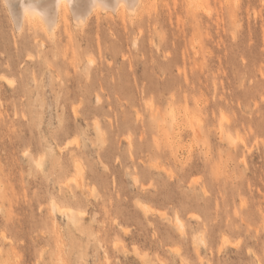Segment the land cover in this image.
<instances>
[{
	"label": "rangeland",
	"instance_id": "1",
	"mask_svg": "<svg viewBox=\"0 0 264 264\" xmlns=\"http://www.w3.org/2000/svg\"><path fill=\"white\" fill-rule=\"evenodd\" d=\"M10 17L0 264H264V0Z\"/></svg>",
	"mask_w": 264,
	"mask_h": 264
},
{
	"label": "bare ground",
	"instance_id": "2",
	"mask_svg": "<svg viewBox=\"0 0 264 264\" xmlns=\"http://www.w3.org/2000/svg\"><path fill=\"white\" fill-rule=\"evenodd\" d=\"M3 1L8 8V11L11 16L10 18H12V21L17 29L21 28L23 21L25 19L32 18L34 20L35 19L39 20L41 22L43 29L47 31V33H50V35H52L54 34L55 29L58 28L59 25V12L61 10V7H67L70 11L71 18L74 24L81 25L82 23L87 21L95 11H99V10H110L115 12L118 9L121 10L126 9L129 12H134L141 0H3ZM94 124L96 123L94 122ZM96 125L94 127L95 129H98V126ZM51 207L55 208L56 210L58 208V206L54 203L51 205ZM176 220H177L176 223H178L181 226V228L184 227L183 222H181L179 218H177Z\"/></svg>",
	"mask_w": 264,
	"mask_h": 264
}]
</instances>
